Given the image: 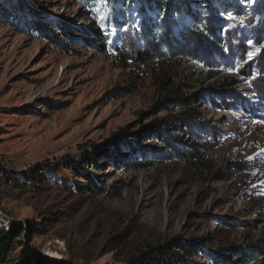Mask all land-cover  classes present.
Segmentation results:
<instances>
[{
    "label": "rangeland",
    "instance_id": "1",
    "mask_svg": "<svg viewBox=\"0 0 264 264\" xmlns=\"http://www.w3.org/2000/svg\"><path fill=\"white\" fill-rule=\"evenodd\" d=\"M91 5L0 0V229L19 221L73 264L174 238L201 264H264V0H195L173 39L137 47ZM172 92L193 95L194 119L154 107ZM121 128L140 138L113 160Z\"/></svg>",
    "mask_w": 264,
    "mask_h": 264
},
{
    "label": "trees",
    "instance_id": "2",
    "mask_svg": "<svg viewBox=\"0 0 264 264\" xmlns=\"http://www.w3.org/2000/svg\"><path fill=\"white\" fill-rule=\"evenodd\" d=\"M92 4V8L102 6L105 10L108 23L113 27V33L127 35L131 43L137 47L139 44L147 45L156 42L161 36L173 39L176 35V26L178 20H192L195 17V0H87ZM115 31V32H114ZM96 40L105 39V33L102 30H92ZM190 96H179L172 92L168 97L159 100L155 104L164 105L167 101L181 103L185 110L181 115L185 119H194L197 115L196 107L191 102ZM167 124L166 118L154 120L150 127L163 128ZM128 128H121L114 132L107 142L113 145L110 155L115 159V146L118 143L125 142L136 144L140 138L138 133L135 138ZM131 145V144H130ZM88 164L95 165V157H88ZM64 167H79L78 177H81L92 184L91 176L93 174L86 173L78 161L68 158L64 163ZM60 167L54 166L59 170ZM44 170H48L45 168ZM88 189H91L88 187ZM28 229L23 227L21 222L16 221L8 229H0V264H73L72 262L59 260L52 261L42 257L36 249H34L29 241ZM24 234L26 243L21 242L19 237ZM200 244L199 247L202 248ZM198 244L192 240L183 238H174L169 241L157 245L155 247H147L146 250H139L135 255L131 256L124 264H201L193 258V253L198 250ZM199 248V249H201ZM16 253V254H15Z\"/></svg>",
    "mask_w": 264,
    "mask_h": 264
},
{
    "label": "snow or ice",
    "instance_id": "3",
    "mask_svg": "<svg viewBox=\"0 0 264 264\" xmlns=\"http://www.w3.org/2000/svg\"><path fill=\"white\" fill-rule=\"evenodd\" d=\"M249 43H251V41H249ZM259 123H264V121H260Z\"/></svg>",
    "mask_w": 264,
    "mask_h": 264
},
{
    "label": "bare ground",
    "instance_id": "4",
    "mask_svg": "<svg viewBox=\"0 0 264 264\" xmlns=\"http://www.w3.org/2000/svg\"><path fill=\"white\" fill-rule=\"evenodd\" d=\"M49 254H50V255H54V253H50V252H49Z\"/></svg>",
    "mask_w": 264,
    "mask_h": 264
}]
</instances>
